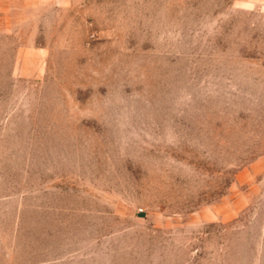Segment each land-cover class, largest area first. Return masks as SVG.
<instances>
[{
  "label": "rangeland",
  "instance_id": "1",
  "mask_svg": "<svg viewBox=\"0 0 264 264\" xmlns=\"http://www.w3.org/2000/svg\"><path fill=\"white\" fill-rule=\"evenodd\" d=\"M0 264H264V0H0Z\"/></svg>",
  "mask_w": 264,
  "mask_h": 264
}]
</instances>
